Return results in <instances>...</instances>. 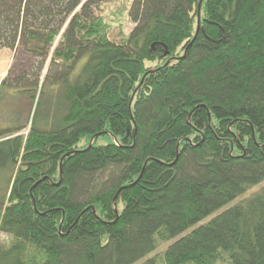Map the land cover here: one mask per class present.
<instances>
[{
  "label": "trees",
  "instance_id": "obj_1",
  "mask_svg": "<svg viewBox=\"0 0 264 264\" xmlns=\"http://www.w3.org/2000/svg\"><path fill=\"white\" fill-rule=\"evenodd\" d=\"M18 46L0 264H135L195 225L140 264H264V185L201 223L264 179V0H0Z\"/></svg>",
  "mask_w": 264,
  "mask_h": 264
},
{
  "label": "rangeland",
  "instance_id": "obj_2",
  "mask_svg": "<svg viewBox=\"0 0 264 264\" xmlns=\"http://www.w3.org/2000/svg\"><path fill=\"white\" fill-rule=\"evenodd\" d=\"M127 1L131 2V0H127ZM112 9H114L113 3H107L103 6V9H101L102 10L101 13L105 12V14H107ZM95 13L100 14V11L97 9V10H95ZM131 27H132V24L127 22L125 27H124L125 33H127ZM108 37L111 41H113L115 43H119L120 39H121V36L118 33V29H114V30L110 31L108 33ZM34 61H35L34 58L30 54L24 52V50L22 49L21 46H18L15 51L7 49V48L0 49V83L6 76H9V80H10V79H14L16 76H19L20 75L19 73L21 71L29 72V69L33 66ZM48 61L49 60L47 59L45 62V68L49 64ZM44 73H45V69L43 70V74ZM4 92H8L7 86L4 87ZM3 105H4L3 102H1V104H0V119H1V117L3 119L4 107H5ZM31 105L32 104H31V101L29 98L23 99L18 105H15V103H11L12 110H11V108H10V110H11L12 119H14V121H18V120L20 121V117H22L24 115L26 116L29 111H31V112L33 111L35 103H33L32 108H30ZM26 132H27V128H24L21 131V133H26ZM101 142H103V141L100 140L99 143H101ZM1 175H0V177H1ZM263 185H264V179L260 183L250 186L243 194L236 197L232 201L228 202L226 205L222 206L221 208H219L214 213L206 216L201 221V223L208 221L211 217H213L217 213L221 212L222 210L228 208L229 206L237 203L243 197H248V196L256 193L260 188H262ZM195 226H197V225H195ZM195 226H192V227L186 229L185 231H183L182 233H180L179 235H177L176 237H174L172 239L160 242L158 244V246L156 247V249L152 253H150L146 257L140 259L135 264H140L146 258L151 257L154 254L162 255V253L164 252V250L167 248V246L169 244L174 242L179 237L190 232V230L192 228H194ZM8 241H9V236L5 235L3 233H0V242L5 243Z\"/></svg>",
  "mask_w": 264,
  "mask_h": 264
}]
</instances>
